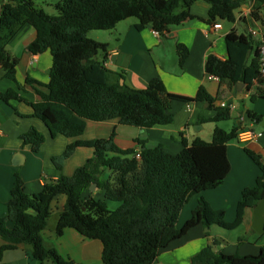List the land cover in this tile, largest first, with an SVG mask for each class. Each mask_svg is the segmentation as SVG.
<instances>
[{
    "label": "trees",
    "instance_id": "1",
    "mask_svg": "<svg viewBox=\"0 0 264 264\" xmlns=\"http://www.w3.org/2000/svg\"><path fill=\"white\" fill-rule=\"evenodd\" d=\"M198 0H59L58 13L53 15L39 7L35 0H12L2 4L0 11V65L6 76L13 78L19 59L12 56L7 45L24 24L32 25L36 36L27 46L34 54L49 50L52 54L50 81L43 84L27 78L30 83L45 85L47 92L36 89L39 102H28L13 89L0 92V100H20L29 103L34 115L40 118L52 136L65 135L74 139L65 152L52 158L59 176L46 181L41 191L28 193L19 174L8 202V214L0 217V264H7L3 254L27 244L32 256L40 263L77 264L64 258L56 248L46 243L42 231L53 213L52 201L65 195L66 208L60 213L55 232L61 236L66 228H74L82 235L98 239L103 244L104 264H154L161 251L182 238L199 224L218 225L235 229L242 223L247 208L264 198V159L249 147L246 153L260 167L261 174L253 187L242 191L234 221L226 220L223 209H215L201 196L191 217L178 227L184 206L194 195L223 184L231 170L228 143L239 140L245 123L227 130L220 122L232 119L230 107L216 105V98L204 86L196 97L183 98L168 92L162 78L154 77L145 88H134L125 81L124 72L108 68L98 60L100 50L107 56L108 44L88 37L91 30H112L123 20L136 17V28L148 26L161 36L170 27L197 18L191 11ZM210 4L208 22L237 21L238 9L248 0H204ZM250 21L264 24V0H253ZM245 20V19H244ZM262 42L250 32L238 33L234 28L226 35L227 57L210 54L206 73L214 75L229 86L245 83L251 101L264 99V75L260 69ZM179 62L184 65L189 49L177 44ZM250 59V55H252ZM204 102L214 115H200V123L217 124L211 141L196 138L192 143L183 139L178 153L166 150L162 143L149 147L137 139L139 150L121 148L115 142L116 132L107 138L79 139L87 121L118 118L124 125L150 128L173 121L172 104ZM251 122L259 124L263 115L248 110ZM24 143L38 151L45 135L32 127L22 136ZM93 148L88 158L73 176L62 174L64 161L77 148ZM140 154V158L136 154ZM105 170L110 175L104 178ZM96 184L104 191V198L84 192ZM120 202L110 209L107 201ZM8 222L12 223L9 227ZM218 243L215 240L213 244ZM195 264H264V246L256 255L227 254L216 251L213 245L194 256Z\"/></svg>",
    "mask_w": 264,
    "mask_h": 264
},
{
    "label": "crops",
    "instance_id": "2",
    "mask_svg": "<svg viewBox=\"0 0 264 264\" xmlns=\"http://www.w3.org/2000/svg\"><path fill=\"white\" fill-rule=\"evenodd\" d=\"M11 1L0 0V11L2 4ZM58 1L41 0L40 3V0H35L39 7L53 15L58 13L56 8ZM245 5L246 3L238 9L237 18ZM209 10L208 2L196 1L191 11L197 18L171 26L164 36L150 26L138 30L136 28L138 19L131 17L120 21L114 29L103 35L102 41L108 44V50L106 59L104 53L100 61H104L112 70L124 72V81L134 88H145L152 78L158 76L162 78L170 94L194 98L200 87L204 86L216 98V105L230 107L232 119L219 123L221 127L230 130L235 125H239L248 110L264 116V99L252 102L251 92L245 84L242 90H238V84L229 86L220 80L211 79L206 73V61L210 54H216L222 59L227 57L226 35L234 28L238 33L255 28L259 31L256 40L263 44L264 24L256 20L251 22L249 17L242 21L237 19L235 23L218 20L222 27L216 29L208 22ZM35 36V28L30 24H24L7 45L9 53L19 59L14 79L6 76L5 71L0 67V92L13 89L28 102L33 103L42 99L37 88L44 92L48 89L45 85L28 82L27 78L47 84L50 81L53 62L49 50L39 54L28 50L27 46ZM178 43L186 45L189 49L184 65L179 62ZM252 56L253 54L250 55V59ZM172 112L174 114L172 122L150 128L124 125L118 118L105 121L89 120L84 133L78 138L85 140L107 138L115 131V142L121 148L139 150L140 144L136 140L141 139L146 141L149 147L162 143L171 153H178L183 149V139L188 143H192L196 138L212 140L217 124L213 121L201 123L199 121L200 115L210 118L215 113L214 110L206 108L204 102L176 100L172 104ZM244 125L246 129L251 128L259 135L245 142L233 140L228 143V157L231 163L229 174L222 185L194 195L196 197L189 200L180 214L178 227H182L191 217L201 196H204L213 208L223 209L227 221L232 222L236 219L242 191L247 187H253L261 174L260 167L246 153L245 147L261 154L264 159V126L251 121ZM32 127L41 131L46 137L38 151H34L32 146L24 143L22 139ZM73 140L62 134L52 136L45 123L34 115V109L29 103L20 100L9 102L0 100V217L8 214V202L11 199L17 174L23 179L28 193L41 191L46 181L59 176L52 158L62 155ZM93 154V148H77L64 161L62 174L67 177L73 176ZM18 156H22L23 159L19 160ZM110 173V170H105L104 178ZM90 194L98 199L104 198V191L98 188L94 191H85L84 197ZM66 200V196L61 194L52 201L53 213L48 226L42 231L44 240L48 245L56 248L64 258L77 264H104L103 244L100 240L88 238L74 228H66L61 236L56 235V224L60 213L66 208ZM107 204L113 210L121 203L108 200ZM257 204L245 210L242 223L233 230L218 225L195 226L182 238L163 249L154 264H195L194 256L208 245H213L216 251L227 254H258L264 246V231L259 233L253 226L254 208ZM7 225L12 227L11 222ZM217 237H221L224 241L218 240V243L213 244ZM3 259L7 264H40L32 256L31 246L27 244L5 251ZM47 262L52 264L51 261H46L45 264Z\"/></svg>",
    "mask_w": 264,
    "mask_h": 264
},
{
    "label": "built area",
    "instance_id": "3",
    "mask_svg": "<svg viewBox=\"0 0 264 264\" xmlns=\"http://www.w3.org/2000/svg\"><path fill=\"white\" fill-rule=\"evenodd\" d=\"M253 11V0H248L246 2V5H245V8L242 9L240 12H239V16H238V20L239 21H242L244 20L245 18L247 17H250L251 13ZM214 28L216 29H220L222 27V24L219 23V22H215L213 24ZM250 33L253 34V36L256 38L257 36H259V31L256 30L255 28H250L249 31ZM158 33V32H157ZM159 34V33H158ZM106 65V64H105ZM1 67V65H0ZM260 69H261V72L262 74L264 75V43L261 45V58H260ZM209 77L211 79H217V80H220L218 77L214 76V75H209ZM259 134H257L253 129L251 128H248V129H244L242 130L240 133H239V136H238V139L240 142H245L249 139H253L255 138L256 136H258ZM136 156L138 158H140V154L137 153Z\"/></svg>",
    "mask_w": 264,
    "mask_h": 264
},
{
    "label": "water",
    "instance_id": "4",
    "mask_svg": "<svg viewBox=\"0 0 264 264\" xmlns=\"http://www.w3.org/2000/svg\"><path fill=\"white\" fill-rule=\"evenodd\" d=\"M124 80H121V83H123ZM245 83L243 82H239L238 83V90H242L243 86ZM251 119L248 115V112H245L244 117L242 119V121L239 122V125H242L244 122H249ZM261 126H264V117L262 119V121L260 122ZM19 160H22V156H18ZM22 163V162H21ZM49 182L51 181V179L48 180ZM97 189V185L93 184L90 187L91 191H94ZM255 230L259 233H262L264 231V199H261V201L257 204V206L254 208V224H253ZM209 229V227L207 228ZM217 240L222 242V238L221 237H217Z\"/></svg>",
    "mask_w": 264,
    "mask_h": 264
},
{
    "label": "rangeland",
    "instance_id": "5",
    "mask_svg": "<svg viewBox=\"0 0 264 264\" xmlns=\"http://www.w3.org/2000/svg\"><path fill=\"white\" fill-rule=\"evenodd\" d=\"M40 3H41V0H40ZM42 4H44V3H42ZM132 18L137 19L136 17H132ZM109 32H110V30H91V31L88 32L87 35H88L89 38H91L93 40L103 42L102 41V40H104L103 39L104 38L103 35H105L106 33H109ZM101 35L103 37H100ZM103 54H104V52L102 50H100L99 53L97 54V57L96 58H98L99 60H102ZM222 122H224V121H222ZM225 122H228V121L226 120ZM249 123H250V121H249ZM194 197H196V196H192L191 198L194 199ZM227 230H233V229H227ZM222 241H224V240L222 239ZM46 264H50V262H47Z\"/></svg>",
    "mask_w": 264,
    "mask_h": 264
}]
</instances>
